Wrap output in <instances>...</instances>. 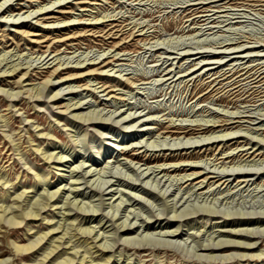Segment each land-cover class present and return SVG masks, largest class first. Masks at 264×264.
<instances>
[{"label": "rangeland", "instance_id": "obj_1", "mask_svg": "<svg viewBox=\"0 0 264 264\" xmlns=\"http://www.w3.org/2000/svg\"><path fill=\"white\" fill-rule=\"evenodd\" d=\"M5 1L0 175L7 183L0 179V207L33 209L54 191L50 204H59L46 206L28 229L1 225L0 260H40L42 252L20 255L15 246L44 232L65 258L79 250L70 264L102 256H111L107 264H264V97H231L211 83L216 72L264 64V0L212 3L222 6L211 8L215 21L203 31L189 22L182 33L185 7L215 0ZM244 48L251 49L237 52ZM199 124L219 127L174 140L177 127ZM187 163L198 170L173 171ZM41 171L47 183L35 181ZM86 249L92 252L79 262Z\"/></svg>", "mask_w": 264, "mask_h": 264}, {"label": "bare ground", "instance_id": "obj_2", "mask_svg": "<svg viewBox=\"0 0 264 264\" xmlns=\"http://www.w3.org/2000/svg\"><path fill=\"white\" fill-rule=\"evenodd\" d=\"M8 1H11V0H6L5 2H4V5H5V3L6 2H8ZM23 1V0H22ZM60 1H63V0H60ZM68 1V0H67ZM86 1V0H85ZM191 1H199V0H191ZM219 1H222V0H215V1H211V2H198V3H196V4H190V5H186L187 7H185L186 9L184 10V14H186L185 15V17H184V19H186V21L185 22H181V24L183 25V28H182V30L180 31V33H182V32H185V30H186V28H184V25L185 24H188L189 22H190V24H189V26L188 27H190L191 25H195V26H197V27H200L198 30H200V31H203V30H205V29H203V28H201V26H208V24H212L215 20H212V21H210L211 19H213V16L214 15H216V13L218 12V11H216V13L215 14H213L212 13V10H211V8H221L222 6H211L212 5V3H216V2H219ZM233 0H229L227 3H225L226 5L227 4H230V2H232ZM244 1H246V0H244ZM42 2H44V1H42ZM261 2V1H260ZM57 3H60L61 4V2H57ZM67 3H71V1H69V2H67ZM80 3H86V2H80ZM234 3V2H233ZM40 4V3H39ZM87 4H89V3H87ZM186 4V3H185ZM17 5V4H16ZM33 5H34V3H33ZM36 5V4H35ZM53 5V4H52ZM67 5V4H66ZM94 5V4H93ZM97 5V4H96ZM3 6V5H2ZM1 6V7H2ZM39 6H41V5H39ZM43 6V5H42ZM262 6H264V5H262ZM104 7V6H103ZM50 8V7H49ZM79 8H80V6H79ZM228 8V7H227ZM44 10H45V8H44ZM89 10V9H88ZM37 11V10H36ZM41 11H43V10H41ZM41 11H40V13H41ZM63 11V10H62ZM83 11H86V10H83ZM90 11V10H89ZM92 11V10H91ZM227 11V10H226ZM233 11V10H232ZM238 11V10H237ZM34 12V11H33ZM39 12V11H38ZM44 12V11H43ZM215 12V11H214ZM14 13V12H13ZM31 13H32V11H31ZM30 12H29V14H31ZM35 13H37V12H35ZM60 13H65V12H60ZM83 13V12H82ZM211 13H212V15H211ZM34 14V13H33ZM49 14V13H48ZM116 14V13H115ZM118 14V13H117ZM234 14V13H233ZM38 15H39V13H38ZM41 15V14H40ZM57 15V14H56ZM104 15V14H103ZM236 15V14H235ZM29 16V15H28ZM36 16V15H35ZM42 16V15H41ZM52 16V15H51ZM91 16V15H90ZM30 17V16H29ZM78 17V16H77ZM107 17H111V16H106V17H104V18H107ZM34 18V17H33ZM32 18V19H33ZM50 18H52V17H48V18H46V19H50ZM114 18V17H113ZM219 18V17H218ZM229 18V17H228ZM236 18V17H235ZM240 18V17H239ZM11 19V18H10ZM94 19V18H93ZM215 19V18H214ZM98 21H99V19H97ZM116 20V19H115ZM39 21V20H38ZM88 21V20H87ZM103 21V20H102ZM107 21H113V19L112 20H104V22H107ZM118 21H119V19H118ZM117 21V22H118ZM210 21V22H209ZM17 22V21H16ZM16 22H13L12 24L13 25H22V23L23 22H21V23H19V24H16ZM101 22V21H100ZM104 22H102V23H104ZM135 22H137V21H135ZM81 23V22H80ZM7 24V23H6ZM43 24V23H42ZM76 24V23H75ZM94 24V23H93ZM99 24V23H98ZM53 25V24H52ZM69 25V24H68ZM91 25V24H90ZM147 26V25H146ZM67 27V26H66ZM94 27V26H93ZM144 27V26H143ZM218 27V26H217ZM59 28V27H58ZM95 28V27H94ZM192 28V27H191ZM67 29V28H66ZM118 29V28H117ZM188 29V28H187ZM212 29V28H211ZM104 30V29H103ZM122 31V30H121ZM143 31V30H142ZM191 31H194L193 29H189L188 30V32L187 33H189V32H191ZM105 32V31H104ZM21 33V32H20ZM53 33V32H52ZM129 33V32H128ZM16 34V33H15ZM54 34V33H53ZM109 34V33H108ZM22 35V34H21ZM24 35V34H23ZM27 35V34H26ZM25 35V36H26ZM106 35V34H105ZM135 35V34H134ZM140 35V34H139ZM124 36V35H123ZM142 36V35H141ZM34 37V36H33ZM113 37V36H112ZM5 38V37H4ZM26 38V37H25ZM30 38V37H29ZM133 39V38H132ZM40 40V39H39ZM231 41V40H230ZM2 43V42H1ZM157 44V43H156ZM57 45V44H56ZM155 45V44H154ZM232 45V44H231ZM231 45L230 46H225V47H227V49H229L230 47H231ZM240 47H242V45L240 46V45H237V47H234L233 49H238V48H240ZM244 47V46H243ZM242 49V48H241ZM251 48H244V50H238L237 52H239V51H247V50H250ZM48 51V50H47ZM226 52V51H225ZM222 53V52H221ZM243 53V52H242ZM258 53V52H257ZM8 54V53H7ZM229 54V53H228ZM42 55V54H41ZM45 55V54H44ZM44 55H43V57H44ZM114 55V54H113ZM102 57V56H101ZM100 57V58H101ZM239 57V56H238ZM244 58H246V57H250V56H243ZM42 58V56L39 58V59H41ZM46 58V57H45ZM45 58H44V60L42 61V62H44L45 61ZM55 58V57H54ZM99 59V58H98ZM42 60V59H41ZM40 60V61H41ZM92 60H95V58L94 59H92ZM162 60V59H161ZM36 61V60H35ZM87 61V60H86ZM2 62V61H1ZM32 62V61H31ZM41 62V63H42ZM64 62V61H63ZM166 62V61H165ZM190 62V61H189ZM33 63V62H32ZM51 63V62H50ZM60 63V62H59ZM264 63V62H263ZM30 64V63H29ZM45 64H47V63H45ZM56 64V63H55ZM218 64V63H217ZM57 65V64H56ZM61 65V64H60ZM66 65V64H65ZM44 66H46V65H44ZM52 67H54V66H52ZM17 68H18V66H17ZM17 68H14L12 71H10V72H14V71H16L17 70ZM84 68V67H83ZM235 68H236V70H235ZM240 66L237 68L236 66H234L229 72H227V71H225V72H216V73H214L213 74V76L214 75H216V77L212 80V82L211 83H217V85H215L214 86V88L213 89H215L217 86H218V88L216 89V90H214V92H217V93H219V92H222V91H225V90H227V93L231 96V97H237V96H244V95H247V97H246V99L247 98H250V97H253V98H257V97H264V64H257L256 66H252L251 68H250V66H248V67H245L244 66V68H241V70H240ZM85 69V68H84ZM235 70V72L233 73V74H231L233 71ZM61 71V70H60ZM62 73V72H61ZM101 73V72H100ZM150 73H152V72H150ZM28 74V73H27ZM76 74V73H75ZM231 74V75H230ZM83 75V74H82ZM89 75V74H88ZM197 75V74H196ZM14 76V75H13ZM16 76V75H15ZM18 76V75H17ZM22 77V76H21ZM30 77V76H29ZM54 77V76H53ZM61 78V77H60ZM21 80V79H20ZM122 80V79H121ZM187 80H189V79H187ZM191 80V79H190ZM219 80V81H218ZM52 81V80H51ZM166 81V80H165ZM173 81V80H172ZM21 82V81H20ZM163 82V81H162ZM226 82V83H225ZM127 83V82H126ZM23 85V84H22ZM41 85H43V84H41ZM47 85V83L46 84H44L43 86H42V88L41 87H39V88H37V91L36 92H38V94L37 95H39V96H41L42 94H43V91H44V89L47 87L46 86ZM25 86V85H24ZM28 86V85H27ZM35 88V87H34ZM34 88L33 89H28L27 90V92H32L33 93V91H34ZM202 88V87H201ZM48 89V88H47ZM213 89L212 90H210V92L211 91H213ZM246 89H248V90H246ZM104 92H106L107 91V88H105L104 90H103ZM113 91V90H112ZM112 91H110V92H112ZM109 92V93H110ZM31 93V94H32ZM246 93V94H245ZM226 94V93H225ZM10 95H13V94H10ZM33 95V94H32ZM108 95V94H107ZM31 97V96H30ZM34 97V96H33ZM69 110V109H68ZM77 114V113H76ZM228 114V113H227ZM129 116H131V115H129ZM140 116V115H139ZM74 117H76L77 119H79V120H82V118H79V115H74ZM153 117V116H152ZM129 117H126V119H128ZM158 118V117H157ZM0 120H1V117H0ZM213 122V121H212ZM219 122H223V121H219ZM188 123V122H187ZM199 123V122H198ZM215 123V122H214ZM173 124V123H172ZM190 124V123H189ZM210 124V123H209ZM217 124V123H216ZM208 125V126H205V125H202V124H199V125H196L195 127L196 128H191L190 126H187V127H183V126H180V127H177V125H175V127H177L176 129H178V130H174L172 133H176V137L174 138V140H178V139H182V136H184L183 137V139H188V141L190 140V139H192V136L193 135H195V134H204L205 136L208 134V133H210V134H215V130H216V128H218L219 127V125ZM182 125V124H181ZM179 126V125H178ZM223 127V126H222ZM225 127V126H224ZM150 128H147V130H149ZM162 129V128H161ZM168 135V134H167ZM225 135V134H224ZM223 135V136H224ZM161 136V135H160ZM171 136H175V135H171ZM228 136H230V134H228ZM194 137V136H193ZM200 137H202V136H200ZM171 138V137H170ZM173 138V137H172ZM205 138V137H204ZM124 139V137H122V140ZM186 139V140H187ZM221 141H223V140H221ZM30 142V141H29ZM158 142V141H157ZM173 142V141H172ZM163 143V142H162ZM189 144L191 143V142H188ZM187 143V144H188ZM209 143V142H208ZM213 143H215V141L213 142ZM192 144V143H191ZM237 144V143H236ZM157 146V145H156ZM177 146V145H176ZM179 146V145H178ZM137 147V146H136ZM155 147V146H154ZM239 147V146H238ZM243 147V146H242ZM127 148V147H126ZM134 148V147H133ZM130 149V148H129ZM179 149V148H178ZM252 149V148H251ZM124 149H122V152H123V155H129V151H126V150H124ZM177 150V149H176ZM223 150V149H222ZM241 151V150H240ZM142 152V151H141ZM133 153V152H132ZM239 153V152H238ZM238 153H237V155H238ZM252 153V152H251ZM47 153H45V155H43V157H44V159H46V160H53L54 159V161H55V159H57V157H53L52 155H49V156H47L46 155ZM139 154V152L137 153V155ZM190 154V153H189ZM133 155H135V154H133ZM243 155V154H242ZM245 155H248V154H245ZM260 154H257V156H259ZM152 156V155H151ZM176 156V155H175ZM181 156H182V154H181ZM184 156H185V154H184ZM147 157V156H146ZM178 157V156H177ZM190 157H193V155H191ZM230 157H234L233 155L232 156H230ZM229 157V158H230ZM140 158V157H139ZM175 157L174 156H172L171 158H169V159H174ZM160 158H156V160H159ZM247 159H249V158H247ZM60 159H57V161H56V164H61V160L59 161ZM153 160V159H152ZM166 160V159H165ZM168 161V160H167ZM233 161V160H232ZM131 162V161H130ZM129 162V163H130ZM156 162V161H155ZM170 162V161H169ZM180 162H187V160H185V161H180ZM179 162V163H180ZM172 163V162H171ZM190 164V163H189ZM188 163H187V165H181L180 167H175L174 168V170L173 171H175V172H177V171H180L181 170V167L182 166H189V168L190 169H192V170H198L197 168H198V166L196 165V166H192L191 164L189 165ZM192 164H194V163H192ZM147 165V164H146ZM175 165V164H174ZM157 166V165H156ZM172 167H173V165H171ZM176 166H177V164H176ZM65 167V165H58V167L56 168L58 171H63V168ZM163 167V166H162ZM221 167V166H220ZM171 169V167H169V168H162L161 169V167L158 165V170H160L161 172H163V171H165V172H169V170ZM215 169V168H214ZM183 171L185 170L184 168L182 169ZM219 170V169H218ZM225 170V169H224ZM75 171V170H74ZM216 171V170H215ZM220 171V170H219ZM197 172H199V171H193V173H191V175L193 174V175H197L198 173ZM222 172V171H221ZM151 173V172H150ZM152 173H155V172H152ZM151 173V174H152ZM34 175H35V173H34ZM60 177H61V175H62V173H59L58 174ZM199 175V174H198ZM181 176V175H180ZM187 176V175H186ZM190 176V174L188 175V177ZM201 176V175H200ZM212 177V176H211ZM187 178V177H186ZM0 179H3V180H5V177L3 176V175H0ZM192 179V178H191ZM191 179H189V180H191ZM199 179V178H198ZM210 179V178H209ZM182 180V179H181ZM188 180V181H189ZM205 180V179H204ZM35 181L39 184V183H47V181H49V177H48V175L45 173V172H43V171H41V172H39L38 174H36L35 175ZM201 181V180H200ZM218 182V181H217ZM220 182V181H219ZM226 182V181H225ZM225 182H223V184L225 183ZM7 183V181L5 180V182H3L2 183V185H5ZM75 183V182H74ZM77 183V182H76ZM202 183H204V181H202ZM246 183V182H245ZM73 184V183H72ZM1 185V186H2ZM3 187V186H2ZM59 192V191H58ZM24 193L25 192H22L21 194H18L17 196H16V198H15V201H17V202H19V200L23 197V195H24ZM56 191H54V192H47L46 193V195L45 196H43V199L44 200H42V201H40V200H37V201H34V203L32 202L31 204L33 205V209H30V207H31V205L29 206V205H27V207L25 208L24 206H18V208L19 207H21L20 209H18V210H14L15 208H13L12 206H6V207H3V206H1L0 207V229H1V225H3V224H7L8 226H11V227H16V226H20V225H22V224H25V226L27 227V229L29 228V221H32L33 219L35 220V218L37 219L39 216H40V214H41V212L46 208V206H48L49 204H50V202L52 201V198L56 195ZM44 195V194H43ZM41 196V195H40ZM115 197V195L113 196V198ZM5 198V197H4ZM24 201V200H23ZM55 201H57V202H55V203H53L51 206H57L58 207V198L55 200ZM117 201V200H116ZM0 202H2L1 200H0ZM16 202V203H17ZM54 208V207H53ZM10 210H12V216H10L9 217V211ZM79 210V209H78ZM80 211H82V209H80ZM45 220V219H44ZM29 222V223H28ZM33 222V221H32ZM241 223V222H240ZM72 226H73V223H72ZM57 228H58V226H57ZM60 229H61V227H59ZM65 229V228H64ZM64 229L62 230V231H64ZM49 230H51V229H49ZM68 230H71V227H69L68 226V228H67V230H66V232H65V234L64 235H66V234H68V233H71V232H68ZM75 231H77L78 232V234L80 233V234H82V235H90L91 234V230L90 229H88V228H86V229H83L82 227H78V228H76V229H74ZM29 231H30V229H29ZM52 231H57V230H54V229H52ZM235 231V230H234ZM28 232V231H27ZM53 233V232H52ZM232 233V232H231ZM55 234V233H54ZM235 235H241V233H239V232H236L235 233ZM47 236H48V234L47 233H42V235H39L38 237H35V239H33V240H29V242L27 243V244H24V245H17V246H15V250H16V252L18 253V254H20V255H24V253H27V252H29V251H39V252H42V254H41V256H42V258L40 259V260H33V263H31V264H70V263H72V262H74L75 261V259H77L76 257L78 256V251L77 252H75V254H73L74 256L73 257H70V258H65V255L66 254H68L67 253V251H63V252H56L57 250H59L58 248L59 247H61L60 245H55L54 243H55V238L56 237H52V238H48L47 239ZM242 236H245V235H242ZM247 236V235H246ZM73 237H75V236H73ZM85 237V236H84ZM89 237V236H88ZM249 237V236H248ZM60 238V237H59ZM90 238V237H89ZM93 238V237H92ZM95 238V237H94ZM45 239H47V241L45 240ZM71 239H73L72 237L68 240V241H66V243H68V242H70L71 241ZM97 239V238H96ZM28 240V239H27ZM46 241V242H44V244H42V241ZM60 240V239H59ZM87 240V239H86ZM83 241L84 243H82V245H81V247H83L84 246V244H85V246H86V244H88L87 243V241ZM57 242V241H56ZM72 242V241H71ZM82 242V241H81ZM93 242V241H92ZM94 242H95V240H94ZM14 243V242H13ZM41 244V245H40ZM68 244H70V243H68ZM44 245V246H43ZM98 246H100L101 248H102V250H104L105 249V247H103L102 245H98ZM76 247V246H75ZM93 248V247H92ZM91 248V249H92ZM56 252V253H55ZM85 254L84 255H80L79 257H78V261L79 262H83L84 260H85V256L87 255V254H90V252H92L91 250H85ZM102 256V255H101ZM50 257H52V258H50ZM49 258H50V260H49ZM110 258H111V256H109V257H105V256H102L101 258H100V260H102V261H100V262H96V263H94V264H107V263H109V261H110ZM90 259V258H89ZM87 261V260H86ZM86 261H84V262H86ZM95 260H93V261H90V262H94ZM32 262V261H31ZM8 262H6V260H0V264H7ZM89 263V262H88ZM75 264V263H74ZM76 264H77V261H76ZM79 264V263H78ZM92 264V263H91Z\"/></svg>", "mask_w": 264, "mask_h": 264}]
</instances>
